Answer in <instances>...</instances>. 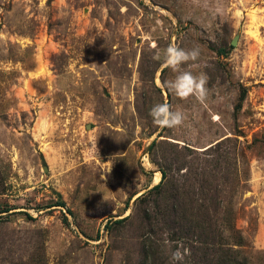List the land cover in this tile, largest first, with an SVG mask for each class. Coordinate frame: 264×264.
<instances>
[{"label": "rangeland", "instance_id": "rangeland-1", "mask_svg": "<svg viewBox=\"0 0 264 264\" xmlns=\"http://www.w3.org/2000/svg\"><path fill=\"white\" fill-rule=\"evenodd\" d=\"M171 44L200 55L174 71ZM185 70L206 102L165 86ZM158 102L185 123L156 126ZM177 247L264 264V0H0V264Z\"/></svg>", "mask_w": 264, "mask_h": 264}, {"label": "clouds", "instance_id": "clouds-1", "mask_svg": "<svg viewBox=\"0 0 264 264\" xmlns=\"http://www.w3.org/2000/svg\"><path fill=\"white\" fill-rule=\"evenodd\" d=\"M200 53L198 49L185 50L175 44L169 45L166 49L158 51L153 59L162 61L165 67H169L174 71L179 66L188 61H196ZM208 77L206 73L194 74L192 71H179L174 79L164 82L167 89L179 98H188L195 96L201 103L206 102ZM150 116L153 123L160 128H176L182 126L187 119L186 114L174 108L168 102L155 103L151 110ZM185 251L181 247H177L171 253L170 264H182L185 259Z\"/></svg>", "mask_w": 264, "mask_h": 264}, {"label": "trees", "instance_id": "trees-1", "mask_svg": "<svg viewBox=\"0 0 264 264\" xmlns=\"http://www.w3.org/2000/svg\"><path fill=\"white\" fill-rule=\"evenodd\" d=\"M228 139V138H227ZM167 178V173L163 172V180L165 181ZM187 193V192H186Z\"/></svg>", "mask_w": 264, "mask_h": 264}, {"label": "bare ground", "instance_id": "bare-ground-1", "mask_svg": "<svg viewBox=\"0 0 264 264\" xmlns=\"http://www.w3.org/2000/svg\"><path fill=\"white\" fill-rule=\"evenodd\" d=\"M237 39L234 41V44L236 43Z\"/></svg>", "mask_w": 264, "mask_h": 264}]
</instances>
